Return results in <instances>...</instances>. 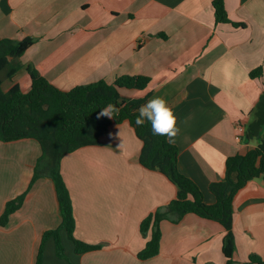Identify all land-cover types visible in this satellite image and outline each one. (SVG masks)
Here are the masks:
<instances>
[{
	"label": "crops",
	"instance_id": "0c3cea01",
	"mask_svg": "<svg viewBox=\"0 0 264 264\" xmlns=\"http://www.w3.org/2000/svg\"><path fill=\"white\" fill-rule=\"evenodd\" d=\"M214 1L0 0V39L34 40L18 59L24 73L3 90L18 84L27 93L28 65L62 91L101 80L114 83L125 75L149 77L146 90L121 94L167 101L180 129L174 144L180 170L213 205L209 187L224 178L227 159L247 154L264 135V129L252 127L264 93V0H224L229 20L242 27L218 24ZM260 68L262 76L252 78ZM142 148L125 122L114 124L101 145L63 158L75 237L102 248L77 254L61 231L65 258L58 257L50 238L42 264H226L225 229L193 214L179 223L163 221L159 255L138 259L151 236L141 234V222L178 193L166 176L141 166ZM41 156L36 140L0 141V217L6 203L29 188ZM60 224L52 181L43 175L9 223L0 226V264H35L43 234ZM233 233L235 264H248L251 256L264 262L261 178L236 195Z\"/></svg>",
	"mask_w": 264,
	"mask_h": 264
},
{
	"label": "trees",
	"instance_id": "16d2710c",
	"mask_svg": "<svg viewBox=\"0 0 264 264\" xmlns=\"http://www.w3.org/2000/svg\"><path fill=\"white\" fill-rule=\"evenodd\" d=\"M213 7L218 24L244 26L229 20L224 0H215ZM33 44L34 40L30 37L21 41L0 39V141L9 143L33 139L42 148V156L29 188L6 203L0 217V226L5 227L9 223L11 215L24 204L34 183L45 175L54 187L61 224L59 228L43 234L35 264L43 263L44 245L50 238L55 242L58 257L65 258L61 231L66 232L77 254L101 249V245H90L75 237L73 202L62 175L61 163L65 156L83 147L101 145L114 124L128 122L143 143L139 158L141 166L163 174L178 189L174 200L141 222V234L144 237L149 234L151 236L145 248L138 253V259L146 261L159 255L162 241L160 224L163 221L179 223L185 216L193 214L223 226L226 231L223 240L226 264H235L234 200L250 181L258 178L264 181V135L258 146L250 149L247 154L227 159L224 178L213 182L209 187L216 198L215 204L209 205L199 186L181 172L177 146L169 144L163 136L153 135L148 121L142 126L136 125L138 109L150 100V94L143 98H129L121 94L122 90H146L151 84L149 77L125 75L117 78L114 83L101 80L62 91L43 77L34 66L28 65L25 69L31 80L30 90L24 93L20 85L15 84L4 91L2 74L5 78L12 79L23 68L18 59ZM261 76V68L251 73L252 78ZM109 104L114 105L118 111H114L111 118L101 116V111ZM252 127L264 129V93ZM255 263L264 264L259 257L251 256L248 264Z\"/></svg>",
	"mask_w": 264,
	"mask_h": 264
},
{
	"label": "clouds",
	"instance_id": "9594fccd",
	"mask_svg": "<svg viewBox=\"0 0 264 264\" xmlns=\"http://www.w3.org/2000/svg\"><path fill=\"white\" fill-rule=\"evenodd\" d=\"M114 111L118 109L109 104L103 108L100 115L111 118ZM145 121L150 123L153 135L165 137L169 144L176 143V137L180 133L177 117L164 98L154 97L140 106L135 123L137 126H142Z\"/></svg>",
	"mask_w": 264,
	"mask_h": 264
},
{
	"label": "rangeland",
	"instance_id": "374dc122",
	"mask_svg": "<svg viewBox=\"0 0 264 264\" xmlns=\"http://www.w3.org/2000/svg\"><path fill=\"white\" fill-rule=\"evenodd\" d=\"M24 69V68H23ZM25 70H21L20 74H22V72L24 73ZM19 74V75H20ZM2 78H3V87L6 88L7 85L10 83L9 79L5 78V75L2 74ZM21 78V77H20ZM66 247V246H65Z\"/></svg>",
	"mask_w": 264,
	"mask_h": 264
}]
</instances>
